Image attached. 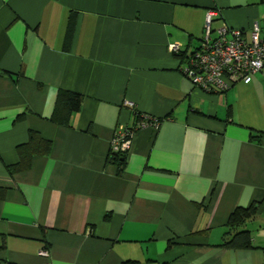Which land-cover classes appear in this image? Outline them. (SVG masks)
Listing matches in <instances>:
<instances>
[{"label":"crops","instance_id":"0c3cea01","mask_svg":"<svg viewBox=\"0 0 264 264\" xmlns=\"http://www.w3.org/2000/svg\"><path fill=\"white\" fill-rule=\"evenodd\" d=\"M211 9L214 29L264 24V0H0V264H264V74L206 92L183 72ZM60 90L83 96L67 127ZM30 130L52 150L12 173ZM252 203V247H222Z\"/></svg>","mask_w":264,"mask_h":264},{"label":"built area","instance_id":"2783aa9c","mask_svg":"<svg viewBox=\"0 0 264 264\" xmlns=\"http://www.w3.org/2000/svg\"><path fill=\"white\" fill-rule=\"evenodd\" d=\"M218 14L214 9L207 11L199 47L188 54L183 68L192 84L206 92L226 91L254 73L264 74V24L255 22L248 33L226 22L214 29ZM171 49L181 52V44L173 43ZM140 124L158 127L159 121L149 118ZM134 135L135 128L121 124L114 132L111 150L128 151ZM40 254L49 257L50 251L44 248Z\"/></svg>","mask_w":264,"mask_h":264},{"label":"trees","instance_id":"16d2710c","mask_svg":"<svg viewBox=\"0 0 264 264\" xmlns=\"http://www.w3.org/2000/svg\"><path fill=\"white\" fill-rule=\"evenodd\" d=\"M199 47V46H198ZM182 54L183 51L181 50ZM180 54V52H178ZM184 56V55H183ZM182 56V57H183ZM83 103V96L80 93L70 90H60L51 121L61 125L70 126L73 115L80 111ZM136 122L140 123L149 119L140 112L135 113ZM132 126L131 128H134ZM259 140L260 136H252ZM53 147L52 140L45 138L36 130L29 131V138L26 142L17 146L19 160L15 164L8 165L10 172H21L28 170L35 156L49 155ZM126 152H114L108 154V161L118 166V173L123 174L127 163ZM1 159V156H0ZM7 188L0 186V199L5 198ZM259 204L252 203L248 207H237L230 215L227 222V230L223 235L221 246L233 249H245L252 247V234L246 224L259 212Z\"/></svg>","mask_w":264,"mask_h":264}]
</instances>
